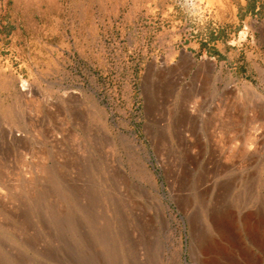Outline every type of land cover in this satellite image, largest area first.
I'll return each mask as SVG.
<instances>
[{"label": "rangeland", "instance_id": "obj_1", "mask_svg": "<svg viewBox=\"0 0 264 264\" xmlns=\"http://www.w3.org/2000/svg\"><path fill=\"white\" fill-rule=\"evenodd\" d=\"M202 1L0 0V264H199L219 210L243 243L237 217L264 207V0Z\"/></svg>", "mask_w": 264, "mask_h": 264}, {"label": "bare ground", "instance_id": "obj_2", "mask_svg": "<svg viewBox=\"0 0 264 264\" xmlns=\"http://www.w3.org/2000/svg\"><path fill=\"white\" fill-rule=\"evenodd\" d=\"M187 1H189V0H187ZM192 1L194 2V5L197 6V5H199L201 3L202 0H192ZM215 1H219V0H215ZM211 5H213V4H211ZM211 8H213V7H211ZM187 55L189 56V58L191 60H194L193 57H192V55H190V54H187ZM206 61L208 63L214 65V62L212 61L211 58L208 59V60H205V62ZM243 87L246 90L251 91V94L254 95V97L256 95V97H259L262 100L263 97H261L251 87L246 86V85H243ZM263 100H264V98H263ZM6 113L9 116V118H12L13 119V118H16L17 117L14 108H11V109L10 108L9 109L7 108ZM106 137H108V136L106 135ZM106 144L108 145L109 143L106 142ZM220 148H218L217 151L220 150ZM221 151H219V152H221ZM224 153H225V151H224ZM218 155H219V153H218ZM144 165L140 164L137 160L135 161V163H133L132 167H133V169H135V172L134 173H136L137 176H139V175L140 176H143V177L144 176H150V173H148L146 171V169H145V166L146 165L145 166ZM116 173L120 177L119 178L120 181H121V179H124L125 181H127V180L132 181L131 179H129L128 175L119 166L117 167V172ZM138 182H139V180H138ZM121 183H123V181ZM146 183H147V181H146ZM134 184H135L136 189L140 192V194L142 196H145L146 198H150L151 192L149 190L151 188L149 189V187H147L148 185L142 184V183L141 184L134 183ZM150 184H152V183H150ZM128 185H129V183L127 185H125V186H128ZM152 190H155V189H152ZM153 202H156V203L158 202V203L161 204L162 201L160 200L159 197L158 198L156 197L155 198V201H153ZM214 203L216 205V202L215 201H214ZM227 210H228V208H227ZM227 212L228 211H225V210L223 212H221L219 210L217 212H213V213H211V214L208 215V221H207V226L206 227H207V232L210 235H209V239H203L202 238L199 241V244H198V248L197 249H199L198 253H199L200 259L197 262L199 264H263L264 263V230H263L264 228L262 226H264V207L262 208V211L261 212L258 211L257 209H254V211H251V212H248V213L246 212L244 214H240V217H237L239 219V222H240V224H239L240 225V227H239L240 228L239 229V231H240L239 236L240 237L239 238L243 241V243H241L240 240L238 241V239L237 240L235 239L236 241H238V243H236L235 249L233 251H231V253H229L230 252V248H228V246L230 245V243L229 244H227V243L228 242H232L233 244H235L236 241H232V239H231L232 237L229 236V233L230 232L228 233V230H229L228 228H229V225H230L229 223L231 222V216L232 215L231 214H227ZM231 212H233V211H231ZM161 221L164 223L163 226L166 227L168 225L169 218H167L165 215H163V219H161ZM203 221H204L203 223H205V220H203ZM235 227L237 228L238 226H235ZM157 228H159V227H157ZM246 240L250 242L249 245H248L249 242L246 243ZM151 246H152V244H151ZM156 247H158V245ZM254 247H256L257 250L259 249L261 251L259 258L256 257L257 256L256 254L255 255H252V252L250 251ZM150 248H152V247H150ZM153 249H154V247H153ZM231 249H233V247ZM156 250H158V249H156ZM235 251H236V254H235ZM158 252H157V255H156L157 262H158V257H159L158 256ZM159 255H160V257L163 256V254H162L161 251L159 252Z\"/></svg>", "mask_w": 264, "mask_h": 264}]
</instances>
